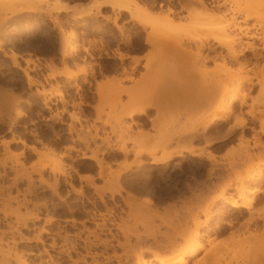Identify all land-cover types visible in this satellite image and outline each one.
Returning <instances> with one entry per match:
<instances>
[{
    "label": "rangeland",
    "instance_id": "1",
    "mask_svg": "<svg viewBox=\"0 0 264 264\" xmlns=\"http://www.w3.org/2000/svg\"><path fill=\"white\" fill-rule=\"evenodd\" d=\"M136 1L151 12L148 25L162 29L152 44H145L149 26L142 31L126 13L118 14V31L112 24L116 9L109 7L82 19L46 13L54 17L52 26L40 15L44 5L37 13L16 14L4 22L8 11H0L1 254H17L29 264H137L149 250L169 255L183 245L175 232L191 227L189 211L204 206L203 200L208 203L229 183L239 187L249 172L261 174L244 182L250 190L244 200L253 196V211L264 213V85L256 84L264 78V60H251L246 73L239 65L220 67V60L202 64L194 59L189 41L204 11L218 12L216 5L225 1L220 10L254 13L257 0H201L204 11L192 0ZM214 19L207 26H214L210 20L218 23ZM71 32L74 38L68 39ZM64 40L70 45L66 56ZM8 50L18 54L20 69L35 85L28 87L22 71L6 57ZM117 52L138 54L139 61L117 65L109 58ZM26 57L34 64H25ZM64 66L85 67L92 76H47ZM95 75L100 80L92 85ZM245 76L253 85L238 87L243 104L234 102L227 120L189 134L214 108L217 95L202 106L210 82L231 80L233 86ZM40 90L47 95L39 96ZM137 110L142 114L127 118ZM251 111L257 121L250 119ZM10 139L25 141L36 153L14 143L4 151L1 141ZM156 147H191L201 155L185 154L167 164L136 157L139 149ZM91 154L103 162L101 175L94 162L82 159ZM208 154L213 161L206 159ZM84 176L92 177V183ZM255 189L260 193L251 195ZM213 209L209 230L199 228L210 231L211 239L206 243L202 237L203 248L186 264H254L264 257L262 228L247 230L244 215L229 212V205L217 203ZM229 220L235 224L233 233L213 234Z\"/></svg>",
    "mask_w": 264,
    "mask_h": 264
},
{
    "label": "bare ground",
    "instance_id": "2",
    "mask_svg": "<svg viewBox=\"0 0 264 264\" xmlns=\"http://www.w3.org/2000/svg\"><path fill=\"white\" fill-rule=\"evenodd\" d=\"M194 1L203 9L201 10L204 11L205 9L204 2H202L201 0H192L193 4ZM211 1H215V0H211ZM219 3L216 5L218 12L217 11L214 13L212 11H211L212 13L207 12L209 13L207 15L206 11H204L205 15H202L196 18L195 20V23L197 24L196 27H194L195 35L192 34L193 36H191V39L189 40L190 42L192 41L194 43V48H193L194 59L196 61L201 62L202 64H206L211 61L220 60L221 62L220 67H225V66L229 67V64L239 65L242 67V71L246 73L249 70V69L247 70L246 67L251 63L250 62L251 60H253V64H256L259 60H264V0H257L256 2L257 9H255L256 11L254 13L247 11L244 12L241 11V9L237 10L236 8H232V7L228 10H220L221 8L225 7V1L224 3L221 2L222 4ZM193 4L190 5L189 7L190 9L193 7L192 6ZM43 5L45 6L44 13L47 14L50 13L58 14L60 12L67 11L66 4L61 2L60 0H56V3L53 5H49L48 0H0V11L1 12L8 11L6 13L7 14L6 17H4L2 21L4 22V20L16 14L37 13L38 11H40L41 9L40 7ZM101 7H109L111 8V10L116 9L117 15L113 17L112 24L118 29V31H121V29L116 24L118 19V14L120 12L128 14L129 19L131 21L136 22L137 25L141 27L142 31H144V28L146 26H149L148 30L145 31L146 45L152 44L155 39H160L163 35L161 27L160 29H158L157 26H155L154 28V26L151 25L150 27V25H148V22H150L152 17L150 16L151 12L149 11V9L146 8V5L140 4L136 0H102V1L94 0L86 7L85 11L80 13V15H90L92 14L93 10L97 12ZM194 7H196V5ZM189 8L187 10H190ZM167 13L171 15L173 14V11L171 9H168ZM139 16H142L143 18L139 19ZM213 17L214 18L217 17L220 23L218 20H217L218 23L216 21L214 23L213 21L215 19ZM208 19H214V20H210L214 26L212 25L207 26L206 24L207 21L209 23ZM249 21H252V24L249 25ZM217 24H219V26ZM67 36L68 39L74 38V34L72 32L69 33ZM64 41L65 42L62 48L63 50L62 55L66 56L67 47L69 48L70 45H69V41L66 40ZM0 50H1V43H0ZM224 51L226 52L225 54H223ZM246 53L250 54V56L247 57ZM116 54L118 56L119 61L125 59V57H128V55H125L121 52H117ZM6 57H8L12 61L14 67L20 69L19 62L17 61V57H19L17 53H15L14 51H9ZM131 61L134 64H137L139 58L137 57L131 58ZM24 62L25 64H34V62L31 59H26ZM20 70L22 71L24 78H26L28 87L35 85V80L29 76L26 70L24 69L23 70L20 69ZM85 72H86L85 67H80L79 69H77V72H73L69 70L67 66H64L60 71L53 70L50 72L51 74H48L47 76L49 78H54L55 76L71 78L75 75L85 74ZM232 83L234 82L231 80H227L226 82L223 83L210 82V84L207 87V91L205 93L206 97L202 101V106L204 107L208 106L212 96L217 95L216 96L217 98L216 99L214 98L215 100L213 99L214 101L213 103H215L214 108L210 113V115H208L200 123V125L194 126L191 129L189 134L195 133L199 129H201L204 132V130L210 127V125H214L216 123L227 120L228 114L232 109L234 102L238 101L241 102V105L243 104L244 99L241 100V94L238 91V87L241 86V84L243 83H246L248 85H253L251 79L245 76L241 78L236 85L231 86ZM101 84H98V91L99 88L101 87ZM256 84L258 86L264 85V78L262 80L257 81ZM38 95L41 97H45L47 95V92L45 90H40L38 91ZM142 111L143 110L132 111L128 113L127 118H132L135 115L142 114ZM248 115L252 121H257L256 113L254 111L249 112ZM260 123H262L260 131L264 135V121L261 122L260 120ZM241 125H245V121H241ZM10 143L19 144L23 147H28L31 150V152L36 153V149L34 147L27 146L25 141L21 139L18 140L10 139L8 141L2 140L1 146L3 147L4 151H8V145ZM255 145H259V141L257 139L255 141ZM156 148H152V149L150 148L151 150L147 148L141 150L139 149L138 153L136 154V157L147 155L152 158V162H151L152 164H159V163L167 164L166 162L172 160L173 158L181 157L185 154L189 156L201 155V152L195 154L194 149L191 147H178L177 149L171 151H166L165 149H162V147H160L161 150H158L159 147ZM157 152L160 154L158 156L152 157ZM82 159H88L94 162L99 170L98 173L101 175L103 170V162L101 159L97 157L96 154H91L89 156L83 155ZM206 159L208 161H213L214 156L208 154ZM52 173L55 172L53 171ZM38 174L39 176H41V172H39ZM120 174L121 172L117 173L114 180H117ZM260 174H261L260 172H255V173L249 172L246 176L241 178V180L239 181L240 182L239 187L232 186V184L229 183L228 185L224 186V189H222L218 194H216L208 203H206L203 200L204 206L198 207L200 205L197 204L198 205L197 206L196 204H194L195 202H193V204L197 206V208L195 207V211L191 208L193 212L191 210L189 211L190 217L189 216L188 217L191 221L190 222L191 227L189 228L187 224L188 228L184 226V228L186 227L187 229H181L178 225L179 227L178 233L175 232L176 236L178 235L177 238L179 237L183 241V245H181V247L178 248L177 251L173 250L172 251L173 253L169 255L167 254L163 255V253L161 254L160 252L146 250L148 251L147 253L149 254V256L148 257L140 256L137 264H186L188 262L189 257L193 256L198 250L203 248L204 242L202 237L206 238V240H204L206 241V243L209 241V239H211L210 231H206L204 233L201 232L199 228L208 229L209 226L212 224L211 220L216 215L215 210L213 208L216 206L217 203L221 204L222 206L229 205L230 209H232L229 210V212L234 210V213H237L236 211H238L239 217L240 215L241 216L244 215L246 219L244 220L243 226L247 230L250 228H252L254 231H257L258 230L257 228H262L264 230V213L261 211H253L252 209V204L255 202V198H253L252 196L248 198V201L244 200L246 197V193H248L249 190L245 187L244 182L246 181L250 182L251 180L259 178ZM82 180H86L92 183L93 178L90 176H86V177L84 176ZM228 189H232L234 193L233 194L228 193L226 191ZM55 192L56 191L54 189V194ZM259 193L260 191L257 189L252 190V192H250L251 195L259 194ZM197 201L198 200H196V202ZM201 202L202 200H200V202L198 203L202 204ZM186 207H184L183 209H185ZM187 208L185 210L189 209ZM224 212L226 215L227 211ZM199 215L203 216V218H199L198 217ZM37 219H38L37 217H34L32 220L36 221ZM51 221L53 220L52 219L47 220L48 223H50ZM23 226H25V222H23ZM217 228H216L217 229L216 233H214V231L212 230L214 235L226 233L227 231L233 233V231L235 230V224L233 220H229L226 224H224L223 226H219ZM36 241L37 243H42L40 237H37ZM27 242H29V240H27ZM10 260L14 261L15 264H29L26 261H24L21 256H18L17 254L11 255L8 252L5 255V253L2 252V254L0 255V264H10ZM254 264H264V257L262 256L261 258L256 259L254 261Z\"/></svg>",
    "mask_w": 264,
    "mask_h": 264
},
{
    "label": "crops",
    "instance_id": "3",
    "mask_svg": "<svg viewBox=\"0 0 264 264\" xmlns=\"http://www.w3.org/2000/svg\"><path fill=\"white\" fill-rule=\"evenodd\" d=\"M61 2H63V3H65L66 4V6H67V11H65V12H60V13H58V14H56V13H53L51 16H54V15H62V14H66V15H69V16H75V17H80V19H82V18H84L85 16H87V15H80V13H82L83 11H85V9H86V7L92 2L91 0L89 1V0H60ZM99 1H102V0H99ZM56 3V0H52V4L51 5H53V4H55ZM101 8H104V7H101ZM92 13H93V11H92ZM23 14V13H22ZM30 14H34V13H30ZM46 13H43V14H40V15H42V16H44L45 17V19L49 22V24L52 26V25H54V20H52V18H54V17H52V18H49L48 16H47V14L45 15ZM113 26V25H112ZM10 29H12V28H10ZM1 43V42H0ZM9 51V50H8ZM132 56H134V57H132ZM129 57V58H128ZM128 57H125V59H123V60H121V61H119V59H118V56H117V54L116 55H111L109 58H110V60L111 61H114V63H116L117 65L118 64H120V63H122V62H124V61H126V62H129L130 64L132 63V61H131V58H135V57H137V58H139L138 57V54L137 55H134V54H130ZM26 59H30V58H24V61L26 60ZM32 61H33V59H31ZM80 68V67H79ZM79 68H77V69H79ZM77 69L76 68H73L71 71H73V72H77ZM60 71V70H59ZM96 73V72H95ZM85 74H86V76H88V77H90L91 78V76H92V74L89 72V71H87V72H85ZM81 75H84V74H81ZM81 75H79V76H81ZM100 80V76H98V75H95V78L93 79V80H91V84L92 85H94V82H97V81H99ZM99 83V82H98ZM102 83V82H101ZM97 84V83H96ZM28 146V145H27ZM33 147V146H32Z\"/></svg>",
    "mask_w": 264,
    "mask_h": 264
}]
</instances>
